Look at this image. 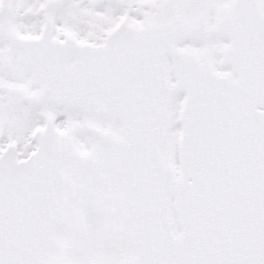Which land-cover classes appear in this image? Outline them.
<instances>
[{"label": "snow or ice", "instance_id": "1", "mask_svg": "<svg viewBox=\"0 0 264 264\" xmlns=\"http://www.w3.org/2000/svg\"><path fill=\"white\" fill-rule=\"evenodd\" d=\"M0 264H264V0H0Z\"/></svg>", "mask_w": 264, "mask_h": 264}]
</instances>
